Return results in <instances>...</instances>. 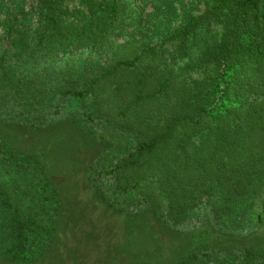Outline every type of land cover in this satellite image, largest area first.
I'll list each match as a JSON object with an SVG mask.
<instances>
[{
	"label": "trees",
	"instance_id": "trees-1",
	"mask_svg": "<svg viewBox=\"0 0 264 264\" xmlns=\"http://www.w3.org/2000/svg\"><path fill=\"white\" fill-rule=\"evenodd\" d=\"M149 1L158 9V0ZM63 2L38 0L37 23L21 13L9 23L0 41V121L41 128L73 112L82 130L115 149L133 144L90 177L116 212L160 205L176 230L194 228L206 214L230 233L262 224L264 0H212L156 46L146 35L114 42L130 22L129 0H93L76 22L66 20ZM211 25L223 30L220 45L206 40L212 51L193 58ZM177 57L194 59L204 78L192 79ZM0 156L22 170L40 167L2 145ZM42 182L26 213L0 188V257L9 263H35L56 239L57 190ZM180 264H264V251L199 249Z\"/></svg>",
	"mask_w": 264,
	"mask_h": 264
},
{
	"label": "rangeland",
	"instance_id": "rangeland-1",
	"mask_svg": "<svg viewBox=\"0 0 264 264\" xmlns=\"http://www.w3.org/2000/svg\"><path fill=\"white\" fill-rule=\"evenodd\" d=\"M129 1L130 22L121 35L113 38L115 43L146 35L154 42L153 46L160 45L181 25L193 23L212 5V0H158L156 9L149 0ZM92 2L64 0L66 20L76 22L88 15ZM37 4L38 0H0V41L5 42L8 25L18 13L30 23H37ZM207 28L209 31L201 34L197 47L193 48V58L220 45L223 36L220 25ZM206 40L213 47L206 49ZM193 61L177 57L173 63L182 68L190 65L187 70L192 79L201 81L204 73L191 65ZM0 145L21 158L32 156L40 164L38 170H22L17 161L0 156V188L22 213L35 205L30 191L45 177L57 190L56 239L33 264H180L184 255L199 249L264 251V218L252 230L230 233L219 230L212 215L206 214L194 223V228L176 230L164 223L160 205L140 213L110 209L90 177L103 159L111 167L133 144L125 143L115 149L108 139L82 130L73 112L41 128L0 121ZM0 264L13 263L0 257Z\"/></svg>",
	"mask_w": 264,
	"mask_h": 264
},
{
	"label": "crops",
	"instance_id": "crops-1",
	"mask_svg": "<svg viewBox=\"0 0 264 264\" xmlns=\"http://www.w3.org/2000/svg\"><path fill=\"white\" fill-rule=\"evenodd\" d=\"M33 264V263H32Z\"/></svg>",
	"mask_w": 264,
	"mask_h": 264
}]
</instances>
